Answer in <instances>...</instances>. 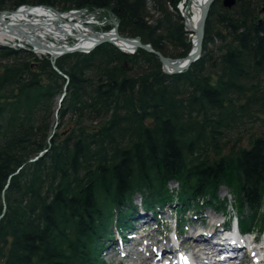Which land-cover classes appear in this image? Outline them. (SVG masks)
<instances>
[{
	"label": "trees",
	"instance_id": "obj_1",
	"mask_svg": "<svg viewBox=\"0 0 264 264\" xmlns=\"http://www.w3.org/2000/svg\"><path fill=\"white\" fill-rule=\"evenodd\" d=\"M180 1L0 0V11L105 8L121 36L183 58ZM223 1L210 6L200 58L178 74L109 43L59 57L62 75L48 57L0 47V264H106L107 241L127 234L139 208L174 205L180 225L189 209L225 210L220 188L241 228L260 221L264 232V0ZM245 123L258 127L246 147L244 134L228 137Z\"/></svg>",
	"mask_w": 264,
	"mask_h": 264
},
{
	"label": "rangeland",
	"instance_id": "obj_2",
	"mask_svg": "<svg viewBox=\"0 0 264 264\" xmlns=\"http://www.w3.org/2000/svg\"><path fill=\"white\" fill-rule=\"evenodd\" d=\"M23 9L24 8L19 9L18 12H20V10L23 11ZM183 11H184V8H183ZM187 11H188V13H186V18H189V12L191 13V9L187 8ZM18 12H15V13H18ZM41 12H43L42 16H36L35 14H28V15L26 14L25 17L31 18V20L35 19V20H41V21H42V18L44 19L43 21L55 18L54 14L51 13L52 11L42 10ZM15 13H12L8 17H7L8 14H3L1 17L5 18V20L7 21V20H10L14 16ZM24 19L27 20L26 18H24ZM1 43L5 44V45H12L11 43H8V42H1ZM216 45H217V42L214 41V44L208 45V48L210 50L214 51ZM14 47H15V45H14ZM25 48H26V46H25ZM62 128L63 127H61L60 130H62ZM255 129L256 130L258 129L256 124L245 123L244 125L239 126L237 129L234 128L233 130H231L228 133V137L230 138V140H234L238 136V133L244 134V136H243L244 140L241 143V145L246 147L247 146V138H248L246 133L255 131ZM168 187L170 190H173V189H176L178 186L176 183H170L168 185ZM218 194H219L218 197H219L220 203H222V205L224 207L226 206V209L225 210L220 209L217 211L216 208L212 209V208L204 207V206H202L198 209L192 208L189 211V214H187V216L189 218L190 217L193 218L194 215H196L197 219L195 221H193V219L190 220L189 226H188V231L192 232V229H191L192 224L196 225V227L200 228V221H202L203 224H205L203 227L204 229H207V230L212 229L211 228L212 226L210 225V222H209L208 215H212V216L214 215L216 217L217 216L219 217L218 222L215 223L216 226L220 225L222 220H224L223 216H225L226 219H227L228 215L233 216L232 212H236V209H235L236 199H235L234 195L230 191H228L226 188H220ZM140 202L141 201H140L139 197L134 198V204L135 205L139 206ZM261 211H263V212L259 213V216L261 219H264V209H262ZM175 215H176L175 207L171 208V210L170 209L166 210L165 214L160 215L161 221L158 220L154 223L150 222L149 226H143L142 227L143 230L141 232H138V234L136 235L137 238L135 240L129 242L128 244H124L122 246L119 245L121 247L118 246L117 251H114L113 249H108L105 252V254L102 255L104 261L107 264H118L121 262H122V264H138L139 258H135L136 257V250H134L135 244L139 243L140 240H142L141 238L143 236H147V239H148L147 243H150L151 246H153V247H157V246H161V244H165L167 242V240L169 239V237H172V234H170V232H171V227H173V218ZM248 215H249V212L244 211V214H242L241 216L246 217ZM211 224L214 225V223H211ZM260 228H261L260 221H257L254 224H252L251 229L247 230V231L251 232L250 236H255L257 238H259L261 236L262 242L259 245L263 246L264 245V234L262 235V233H264V232L260 231ZM172 246H174V242L172 243ZM122 249H124V252L121 253ZM127 252H129L130 256L123 257L122 255H124V253H127ZM114 253H117V254L115 256H113ZM143 257H145V255L142 256V258ZM142 260L143 259H141V261ZM245 262H247V258H246Z\"/></svg>",
	"mask_w": 264,
	"mask_h": 264
},
{
	"label": "built area",
	"instance_id": "obj_3",
	"mask_svg": "<svg viewBox=\"0 0 264 264\" xmlns=\"http://www.w3.org/2000/svg\"><path fill=\"white\" fill-rule=\"evenodd\" d=\"M185 0H183L179 5L178 9L180 11L183 10V4ZM25 7L23 10H40L46 9L48 11H52L55 18L45 21L44 30L42 29V25L37 31H41L39 37L35 38L40 41L41 44L48 47H57L63 49H80L82 52H86L89 46H86L89 42L86 40L87 37L92 38L93 36L101 37L102 35H114L117 27V19L106 9L104 8H79V9H71L67 11L58 12L53 8H48L44 6H22ZM19 11V8L16 12ZM22 11V10H20ZM10 16V13H5ZM27 20L22 22H30L31 18L23 17ZM9 21V20H8ZM10 22V21H9ZM19 21H15L14 23H22ZM32 30H29L30 34ZM114 39V38H112ZM1 42H8L15 46H26V50H30L34 53H43L42 50L37 47L21 40L19 38L9 39L2 38ZM93 42H91L92 44ZM113 43L116 44L115 41ZM85 46V47H84ZM128 52H133L132 49H127Z\"/></svg>",
	"mask_w": 264,
	"mask_h": 264
},
{
	"label": "bare ground",
	"instance_id": "obj_4",
	"mask_svg": "<svg viewBox=\"0 0 264 264\" xmlns=\"http://www.w3.org/2000/svg\"><path fill=\"white\" fill-rule=\"evenodd\" d=\"M207 0H189L188 2V9H191V13L189 12V18H187L188 20L186 21L187 22V25L190 26L191 28H193L197 22H198V19H199V14H200V10H201V7L204 5V3L206 2ZM21 8H25V7H19V9ZM18 10V8H17ZM42 10H46V9H40V10H23V11H20L18 13H15L14 16L9 20L10 22L9 23H6V20L5 18L2 17V20L4 21L3 23L0 21V38H9V39H14L16 37H21L22 39L21 40H24L25 42L29 43V44H34V45H39V47H41L43 50L45 51H49L50 53H52L53 55H56L58 53V49L57 47H48V46H44L43 44H40L37 39V37L40 36V34L38 33H42L41 31H37V30H32L31 33L29 34L28 31L30 30L28 27L24 26L23 24L21 23H14L15 21H19V22H22L24 21L25 19L23 17L26 16V14H35L36 16H42L43 15V12H41ZM185 16H186V13H185ZM44 19L42 18V21L41 20H35V19H32L30 20L31 21V24H34V25H42V29L41 30H44V23L45 21H43ZM50 20V19H48ZM46 20V21H48ZM5 35V36H3ZM8 36V37H7ZM113 35H110V38H112ZM112 41H115L117 43V45L121 46L122 48L124 49H128V45L126 43H122V42H119L117 41V39H112ZM9 47H12V48H15V49H24L26 50L25 46H15L14 45H8ZM86 46H89L86 50L85 53L89 52L90 49L92 48L93 46V43L91 44V42H89ZM85 47V46H84ZM64 48V47H63ZM61 48V50L63 49ZM208 218H209V222L210 224L211 223H216L218 222L219 220V217L217 216H212V215H208ZM133 240V239H131ZM249 241V240H248ZM171 243H173V239L172 237H169V239L167 240V242L165 243V245H162V249L164 248V256H166L167 254H172V258L171 260H174L177 258V254L173 253L172 251H170L169 249L171 248L170 246L172 245ZM242 243H244L242 246L244 245H247V248L249 245H252V242H245V241H242ZM119 242L116 241V240H110L107 242V247L108 249H115L116 246H118ZM192 251L191 253H187L186 255L189 257V256H193V257H199L201 254L199 253V249H197L198 246L200 245H209V238L208 237H203L201 236V234L196 238V240L192 241ZM250 247V246H249ZM195 249V251H194ZM261 249H263V247L261 246L260 247V251L258 250V248L256 249L255 247L251 248L250 249L248 248L247 250L251 253H255V256H258L261 252ZM124 252V249L121 250V253ZM141 253L138 255L140 256ZM124 256H127V253H124ZM162 257V256H161ZM171 256H169L170 258ZM142 260V264H148V263H152L155 259V256H149L147 258H142L140 257ZM157 258V257H156ZM160 257H158L159 259ZM255 261L258 262V261H262V257H256L255 258Z\"/></svg>",
	"mask_w": 264,
	"mask_h": 264
},
{
	"label": "water",
	"instance_id": "obj_5",
	"mask_svg": "<svg viewBox=\"0 0 264 264\" xmlns=\"http://www.w3.org/2000/svg\"><path fill=\"white\" fill-rule=\"evenodd\" d=\"M237 1H240V0H224L223 6L227 9H230L236 4ZM213 2H214V0H207L204 3V5L201 7V10H200L198 22L193 28L188 26L187 22H185V26L187 28V31L189 32V37L191 38V41H190L191 46L189 48L188 53L183 58L172 59L169 57H165L160 52L155 51L151 47V45L143 44L139 39H129V38L122 37L118 34L116 35V38H117V40L132 46L134 49H143L145 51H148V52L154 54L159 59L160 63L163 66L164 72L166 74L173 75V74L181 73V72L187 70L201 56L202 48H203V41H204L205 23H206V19L208 16L210 6L213 4ZM186 8H188V5L186 6ZM183 17L186 21L188 20L185 15ZM0 21L2 23L4 22L2 20L1 14H0ZM23 25L26 27H32V25H30V23H24ZM109 42H110V38L108 36H103V38H100V39L95 41L94 48L98 47L101 44L109 43ZM77 52H79V51L78 50H73V51L63 50L62 55L67 54V53H77ZM58 57H59V55L52 56L50 59H51V63H52L53 68L59 74L62 75V73L55 66V63H56V60L58 59ZM65 78L68 80V78L66 76H65ZM64 96H65V93H63L61 95V97L58 99V101L56 103V108H55V113H54L55 124H54L53 130H52V133L50 134V136L48 138L49 140L53 137L54 133L56 132L57 124H58V122H57L58 121V112L61 108V104H62ZM46 152H47V150L41 151L37 156H35L33 159H31L30 162L36 161L38 158L42 157ZM4 212H5V206L3 208L2 214L0 215V219L4 215Z\"/></svg>",
	"mask_w": 264,
	"mask_h": 264
}]
</instances>
